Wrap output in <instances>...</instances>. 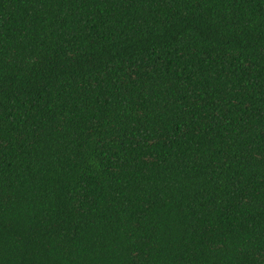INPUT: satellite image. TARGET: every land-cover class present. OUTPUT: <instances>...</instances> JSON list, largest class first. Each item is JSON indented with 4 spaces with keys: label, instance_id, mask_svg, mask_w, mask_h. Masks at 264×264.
Here are the masks:
<instances>
[{
    "label": "trees",
    "instance_id": "1",
    "mask_svg": "<svg viewBox=\"0 0 264 264\" xmlns=\"http://www.w3.org/2000/svg\"><path fill=\"white\" fill-rule=\"evenodd\" d=\"M0 264H264V0H0Z\"/></svg>",
    "mask_w": 264,
    "mask_h": 264
}]
</instances>
